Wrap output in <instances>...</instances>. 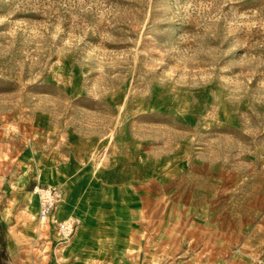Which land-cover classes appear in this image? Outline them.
<instances>
[{"label":"rangeland","instance_id":"1","mask_svg":"<svg viewBox=\"0 0 264 264\" xmlns=\"http://www.w3.org/2000/svg\"><path fill=\"white\" fill-rule=\"evenodd\" d=\"M0 250L264 264V0H0Z\"/></svg>","mask_w":264,"mask_h":264},{"label":"built area","instance_id":"2","mask_svg":"<svg viewBox=\"0 0 264 264\" xmlns=\"http://www.w3.org/2000/svg\"><path fill=\"white\" fill-rule=\"evenodd\" d=\"M35 193H37L39 198L41 218H47V222H55L52 220V216L60 203L64 200V191L58 186L38 184L35 187ZM55 223L57 224L56 227L59 239L66 241L74 234L81 223V218L76 215H70Z\"/></svg>","mask_w":264,"mask_h":264},{"label":"trees","instance_id":"3","mask_svg":"<svg viewBox=\"0 0 264 264\" xmlns=\"http://www.w3.org/2000/svg\"><path fill=\"white\" fill-rule=\"evenodd\" d=\"M0 264H10L8 254L5 250H0Z\"/></svg>","mask_w":264,"mask_h":264},{"label":"crops","instance_id":"4","mask_svg":"<svg viewBox=\"0 0 264 264\" xmlns=\"http://www.w3.org/2000/svg\"><path fill=\"white\" fill-rule=\"evenodd\" d=\"M60 188L64 191L65 197L68 199L69 197L67 196L66 191H65L62 187H60ZM64 199H65V198H64ZM65 204H67V206L69 205L68 203H65ZM65 204H64V205H65ZM70 206H71V205H70ZM70 206H69V207H70ZM70 210H71V208H70ZM70 210H67V211L64 212L63 214H59V216L64 217V219H65V218H67V217L70 216V215H75V214L79 215L78 212L75 213V214H73V213H69ZM56 212H57V210L55 211V214H56Z\"/></svg>","mask_w":264,"mask_h":264},{"label":"bare ground","instance_id":"5","mask_svg":"<svg viewBox=\"0 0 264 264\" xmlns=\"http://www.w3.org/2000/svg\"><path fill=\"white\" fill-rule=\"evenodd\" d=\"M43 222H46L47 221V218H42L41 219ZM10 242H12V241H10ZM10 244H12V243H10ZM11 246V245H10Z\"/></svg>","mask_w":264,"mask_h":264}]
</instances>
